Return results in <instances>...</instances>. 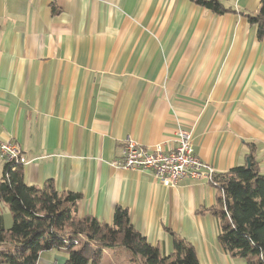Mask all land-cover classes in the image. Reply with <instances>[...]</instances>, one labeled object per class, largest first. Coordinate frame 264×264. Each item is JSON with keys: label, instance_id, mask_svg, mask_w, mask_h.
<instances>
[{"label": "crops", "instance_id": "crops-1", "mask_svg": "<svg viewBox=\"0 0 264 264\" xmlns=\"http://www.w3.org/2000/svg\"><path fill=\"white\" fill-rule=\"evenodd\" d=\"M260 3L224 0L232 10L216 14L191 0H0V141L25 154V182L79 193L77 214L100 222L125 208L164 254L179 237L201 264H246L217 242L213 184L164 186L121 162L127 139L172 148L183 127L215 173L247 164L252 144L264 175V42L246 15ZM0 224H12L2 201ZM66 258L51 249L35 264Z\"/></svg>", "mask_w": 264, "mask_h": 264}, {"label": "trees", "instance_id": "trees-1", "mask_svg": "<svg viewBox=\"0 0 264 264\" xmlns=\"http://www.w3.org/2000/svg\"><path fill=\"white\" fill-rule=\"evenodd\" d=\"M216 14L232 9L224 0H191ZM248 23L264 42V0ZM247 164L236 165L212 182L218 190L221 221L217 242L231 257L246 264H264V175L258 171L251 144ZM23 164L5 162L0 179V201L12 215V224H0V264H35L41 252L64 249L62 264H101L103 248L122 247L127 264H201L194 246L174 237L172 251L162 253L133 227L125 208L116 207L111 223L79 216L81 195L60 192L52 180L41 186L24 180ZM4 244V245H2Z\"/></svg>", "mask_w": 264, "mask_h": 264}, {"label": "built area", "instance_id": "built-area-1", "mask_svg": "<svg viewBox=\"0 0 264 264\" xmlns=\"http://www.w3.org/2000/svg\"><path fill=\"white\" fill-rule=\"evenodd\" d=\"M192 139L191 130L183 127L175 131L176 145L172 148H164L162 144L146 148L127 139L122 146L121 165L124 169L148 170L164 186H175L184 177L212 182L215 170L196 155ZM0 158L19 164L27 161L21 148L12 141H0Z\"/></svg>", "mask_w": 264, "mask_h": 264}, {"label": "rangeland", "instance_id": "rangeland-1", "mask_svg": "<svg viewBox=\"0 0 264 264\" xmlns=\"http://www.w3.org/2000/svg\"><path fill=\"white\" fill-rule=\"evenodd\" d=\"M209 182V181H208ZM212 183V182H210ZM112 252H115V259L117 261L118 264H125L126 261L125 259L123 258L122 256V252H124V249L122 247H112ZM101 262L102 264H112V261H111V257L106 253L104 254V256L101 258ZM134 264H137V263H134Z\"/></svg>", "mask_w": 264, "mask_h": 264}, {"label": "water", "instance_id": "water-1", "mask_svg": "<svg viewBox=\"0 0 264 264\" xmlns=\"http://www.w3.org/2000/svg\"><path fill=\"white\" fill-rule=\"evenodd\" d=\"M246 163H247V166H249V160L248 159H246Z\"/></svg>", "mask_w": 264, "mask_h": 264}]
</instances>
